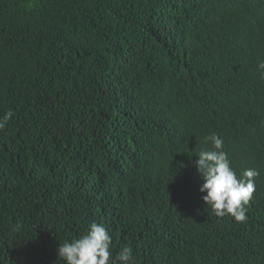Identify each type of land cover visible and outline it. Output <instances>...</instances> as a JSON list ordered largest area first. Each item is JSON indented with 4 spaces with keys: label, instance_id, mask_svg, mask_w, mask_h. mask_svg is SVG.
I'll return each mask as SVG.
<instances>
[{
    "label": "trees",
    "instance_id": "16d2710c",
    "mask_svg": "<svg viewBox=\"0 0 264 264\" xmlns=\"http://www.w3.org/2000/svg\"><path fill=\"white\" fill-rule=\"evenodd\" d=\"M264 0H0V264L103 224L131 264H264ZM258 171L212 214L196 152Z\"/></svg>",
    "mask_w": 264,
    "mask_h": 264
},
{
    "label": "clouds",
    "instance_id": "9594fccd",
    "mask_svg": "<svg viewBox=\"0 0 264 264\" xmlns=\"http://www.w3.org/2000/svg\"><path fill=\"white\" fill-rule=\"evenodd\" d=\"M259 68L264 69V62L259 64ZM12 115L9 111L0 118V130L5 128ZM204 141L211 148L196 152L198 159L195 161L203 179L200 191L206 193L202 200L216 217L231 216L236 222H245L258 171L249 168L242 177H238L228 154L223 150L224 140L213 132L205 136ZM111 244L112 237L105 226L93 222L86 234L60 244L57 254L65 264H131L132 248L124 246L113 256Z\"/></svg>",
    "mask_w": 264,
    "mask_h": 264
}]
</instances>
